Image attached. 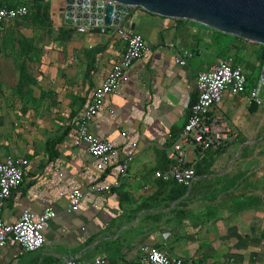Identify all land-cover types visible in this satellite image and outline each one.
Segmentation results:
<instances>
[{"label":"crops","instance_id":"crops-1","mask_svg":"<svg viewBox=\"0 0 264 264\" xmlns=\"http://www.w3.org/2000/svg\"><path fill=\"white\" fill-rule=\"evenodd\" d=\"M61 1L43 2L50 7L54 2L58 12ZM42 30L22 18L7 24L0 35V153L27 161L23 182L4 202L1 215L3 222L11 224L23 209L38 212L46 204L57 215L48 222L40 250L24 253L7 244L0 250V264L69 260L82 264L96 257L137 264L141 245L160 247L171 257L197 264L221 263L226 258L236 264H264V111L257 106L248 111L246 91L251 88L235 97L226 94L217 110L232 135L227 148L187 151L196 175L192 186L199 182V190L211 196L170 201V184L154 177L165 168L168 136L181 129L196 96V74L220 60L211 52L213 46L205 44L207 38L215 39V45L225 49L227 58L244 73L249 70L245 67L248 50L259 54V46L140 10L130 11L118 26L103 33L93 27L80 34L62 22L48 36H42ZM117 31L140 34L147 52L132 64L128 82L104 100L89 131L112 143L119 160L135 144L134 157L118 188L97 196L86 194L78 211L65 215L66 200L59 194H66L70 184L84 191L91 184L118 179L115 167L97 173L85 150L72 146L80 112L124 48ZM17 41L28 47L21 48L18 60L25 77L21 87H16V64L5 51V46L18 47ZM181 50L190 57L178 65L174 59ZM257 85L254 90L264 99V86L258 89ZM240 140L261 142L257 190L249 192L248 187L239 195H226L219 184L208 182L223 178L233 163H240L241 174L249 171V156H242L235 146Z\"/></svg>","mask_w":264,"mask_h":264},{"label":"built area","instance_id":"built-area-1","mask_svg":"<svg viewBox=\"0 0 264 264\" xmlns=\"http://www.w3.org/2000/svg\"><path fill=\"white\" fill-rule=\"evenodd\" d=\"M49 6V2H48ZM64 0L61 1L59 13L54 11L56 18L63 22ZM29 10L24 5L12 7L0 6V35L7 24L25 18ZM58 14V15H56ZM77 33L83 34L93 27H75ZM99 28L101 33L103 27ZM112 28V27H111ZM121 36L124 48L118 60L111 64L103 81L92 90L89 101L80 112L73 131L72 146L83 148L94 161L97 173L115 167L118 179L111 183L91 184L84 191L74 184L68 186L66 194H59L66 200L63 214L72 215L78 211L79 205L86 194L97 196L107 194L112 188H118L120 181L126 175L128 166L134 157L135 144H130L122 160L118 159V150L110 142L97 139L90 131L89 125L102 106L118 86L128 82V72L135 61L142 59L147 52L143 37L135 32L117 31ZM190 55L181 50L174 62L183 65ZM196 96L188 106L181 129L168 136L169 147L166 152L165 168L154 173V177L163 182L189 189L195 182L194 163L187 159V151L192 154L204 152H219L232 142V135L225 118L217 113L224 96L241 95L246 88V75L242 67L231 59H220L205 70L198 72L194 79ZM248 104L253 103L264 109L258 92L252 90L248 95ZM124 138L125 134H119ZM27 161L0 153V250L7 244L16 245L24 253L40 250L44 245V233L48 222L56 217V212L46 204L38 212L23 209L14 223L3 222L1 209L10 194L20 188L25 175ZM60 177L61 175L58 174ZM116 260L96 257L82 264H110ZM136 263L138 264H197L167 255L160 247L141 245L138 247ZM65 264H76L69 260ZM205 264H236L232 258H226L221 263Z\"/></svg>","mask_w":264,"mask_h":264},{"label":"water","instance_id":"water-1","mask_svg":"<svg viewBox=\"0 0 264 264\" xmlns=\"http://www.w3.org/2000/svg\"><path fill=\"white\" fill-rule=\"evenodd\" d=\"M66 26L109 30L132 10L190 22L260 47L257 88L264 86V0H64Z\"/></svg>","mask_w":264,"mask_h":264},{"label":"rangeland","instance_id":"rangeland-1","mask_svg":"<svg viewBox=\"0 0 264 264\" xmlns=\"http://www.w3.org/2000/svg\"><path fill=\"white\" fill-rule=\"evenodd\" d=\"M44 1V0H43ZM55 3H51V7L48 6L47 9L44 6H38L35 8H29V14L24 18L25 21L31 22L36 27H41L42 30V36L50 35L52 33V28L57 27L59 25V22H61V19L58 17L56 18L53 14L54 11L56 12ZM63 23V22H62ZM217 43V42H216ZM208 47L213 46V49L211 50L212 53H216L217 57L219 59H228V53L225 50H221L219 44L215 45V39L207 38V43H205ZM251 44V43H248ZM17 46L9 45L5 46L6 54L9 58L12 59V62L16 64V68L18 70V78L16 81V87H21L22 79L25 78L21 74V64L22 62H18V60H21L20 51L21 48L24 47V50H26L28 47L22 44L21 41H17ZM260 48V47H259ZM23 50V49H22ZM23 50V51H24ZM25 52V51H24ZM257 54L258 52H250L248 50L247 57V63L245 65L246 68H249V70L246 72V88H251L250 90L246 91L247 95L254 90V87L257 85V76L260 71L261 62L257 60ZM259 98V97H258ZM264 98V97H263ZM261 99V98H259ZM264 101V99H261ZM254 105L253 103H251ZM255 106V105H254ZM264 111V109H262ZM259 143H261L259 140L255 141H249L248 143L244 140L235 141V146L241 151L242 156H249V171L246 173L241 174L240 172V163H233L230 164L226 168V172L223 175V178H213V181H209L208 183L215 182L216 184L220 185L219 191H222L226 193V195H231L233 193H240L241 190L244 188L249 187V192H253L257 190V177H258V169L256 168L257 164L260 162V158L257 156V149L260 147ZM248 179V180H247ZM241 183H243V187H240ZM169 200H175L179 197H190V198H208L211 196L208 191H200L199 188V182L196 183V185L192 186L189 189H184L181 194L178 193V189L171 183H169ZM239 195V194H238ZM127 264V263H126ZM138 264V263H137Z\"/></svg>","mask_w":264,"mask_h":264},{"label":"trees","instance_id":"trees-1","mask_svg":"<svg viewBox=\"0 0 264 264\" xmlns=\"http://www.w3.org/2000/svg\"><path fill=\"white\" fill-rule=\"evenodd\" d=\"M16 5H24V6H26L28 8V10H29V8H35V7H38V6H44L47 9L48 2H43L42 0H0V6L12 7V6H16ZM176 22L177 23H182L183 21L176 20ZM197 26H199V25H197ZM200 27H202V26H200ZM214 33L217 34V36L226 37V38H229L230 40H237L234 37H230V36H227V35L219 34L217 32H214ZM248 111L249 112H253L254 111V105H252V104L249 105ZM174 186L176 188H178L177 191H178L179 194H181L183 192V190L185 189L183 187H179V186H176V185H174ZM110 264H115V263H110Z\"/></svg>","mask_w":264,"mask_h":264}]
</instances>
